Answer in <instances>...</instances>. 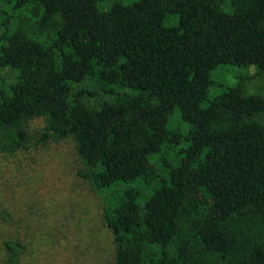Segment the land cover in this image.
I'll return each mask as SVG.
<instances>
[{
  "label": "trees",
  "instance_id": "16d2710c",
  "mask_svg": "<svg viewBox=\"0 0 264 264\" xmlns=\"http://www.w3.org/2000/svg\"><path fill=\"white\" fill-rule=\"evenodd\" d=\"M0 3V152L35 117L72 137L112 264H264V97L209 93L219 65L264 73V0Z\"/></svg>",
  "mask_w": 264,
  "mask_h": 264
},
{
  "label": "rangeland",
  "instance_id": "374dc122",
  "mask_svg": "<svg viewBox=\"0 0 264 264\" xmlns=\"http://www.w3.org/2000/svg\"><path fill=\"white\" fill-rule=\"evenodd\" d=\"M210 75V96L242 83L264 97V73L255 65H219ZM26 129L28 141L13 154L0 152V264L12 240L25 248L16 264H112L115 244L102 198L81 175L86 166L74 139L46 137L42 117L30 119ZM192 197L201 199L195 191Z\"/></svg>",
  "mask_w": 264,
  "mask_h": 264
}]
</instances>
